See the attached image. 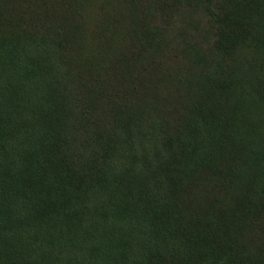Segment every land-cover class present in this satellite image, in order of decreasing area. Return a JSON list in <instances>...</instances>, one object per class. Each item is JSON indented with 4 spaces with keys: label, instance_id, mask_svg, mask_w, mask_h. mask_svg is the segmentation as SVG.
Masks as SVG:
<instances>
[{
    "label": "trees",
    "instance_id": "trees-1",
    "mask_svg": "<svg viewBox=\"0 0 264 264\" xmlns=\"http://www.w3.org/2000/svg\"><path fill=\"white\" fill-rule=\"evenodd\" d=\"M0 264H264V0H0Z\"/></svg>",
    "mask_w": 264,
    "mask_h": 264
}]
</instances>
